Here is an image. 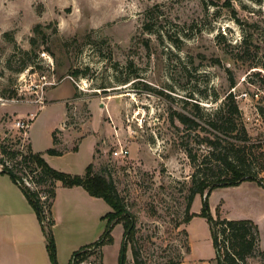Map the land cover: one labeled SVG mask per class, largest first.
Instances as JSON below:
<instances>
[{
    "label": "rangeland",
    "instance_id": "1",
    "mask_svg": "<svg viewBox=\"0 0 264 264\" xmlns=\"http://www.w3.org/2000/svg\"><path fill=\"white\" fill-rule=\"evenodd\" d=\"M263 76L264 0H0V159L42 192L34 182L39 172L19 163L33 150L30 137L38 149L53 147L55 131L62 153L46 161L81 175L93 162L106 175L136 219L133 244L145 264L184 252L187 264H222L210 221L200 214L202 195L186 222L187 197L197 168L217 164L204 140L214 136L210 113L231 91L252 145L248 163L259 168ZM179 112L206 129L185 125ZM62 121L63 129L51 131ZM120 145L126 157L114 155ZM260 175L264 180V170ZM64 187L52 203L58 264L97 241L113 210L103 198ZM208 204L214 218L252 219L264 236V187L257 182L217 187ZM31 210L39 233L24 234L53 264ZM111 234L102 248L86 247L92 253L83 264H120L129 238L122 224ZM131 245L125 264H134ZM246 264H264L259 243Z\"/></svg>",
    "mask_w": 264,
    "mask_h": 264
},
{
    "label": "trees",
    "instance_id": "2",
    "mask_svg": "<svg viewBox=\"0 0 264 264\" xmlns=\"http://www.w3.org/2000/svg\"><path fill=\"white\" fill-rule=\"evenodd\" d=\"M74 74H78L79 70H74ZM264 77V76H263ZM234 86V83L232 84ZM199 110V104L194 105ZM241 110L237 104L232 91L226 95L221 101L219 107L211 115L214 119L209 121L210 131L214 133L213 137L207 136L204 140L208 146L209 156L216 161L215 166H211L208 162H204L193 173L192 184L188 194V204L185 210V221L187 222L195 214L190 212L191 203L197 194L203 197V209L201 215L208 217L215 248L222 260V264H246L247 259L253 256L257 245L260 241V232L258 225L251 219H227L217 217L214 218L209 212L208 198L211 192L217 187H225L238 185L244 181H255L264 187V180L260 173L264 170V149L262 144L255 145L258 148V155L262 159L257 170H253L247 160L246 150L250 145L244 123L241 120ZM179 120L185 125L197 128L203 127L195 117L179 112L177 114ZM205 128V127H203ZM206 129V128H205ZM235 132V133H234ZM232 133V135H230ZM54 144L58 143V138L55 131L52 132ZM231 137V138H229ZM223 142L231 145L235 151L234 155L228 150H224ZM253 144V143H251ZM76 149V147H75ZM29 153L22 154L21 162L19 163L22 169L29 168L31 172H39L34 182L44 186L42 192L37 188L33 189L25 182V178L19 174L18 169L10 167L0 159V168L2 173L10 175L12 180L19 186L21 191L26 196L31 206L35 209L37 217L41 222L45 233L50 257L53 264H58L56 258V246L53 236L52 226L54 220L52 217V203L56 195L58 183L63 186H82L90 195L105 199L112 207V211L107 214L109 217L107 227L100 238L94 243L88 244L72 254L68 264H79L86 260L92 252L86 250V247L94 246L99 248L113 241L111 234L112 228L116 224H122L124 233L129 240H124L122 244V256L120 264H125L124 252L128 242H132V253L134 264H145L140 258L139 250L133 244L136 219L131 214L124 200L118 194L113 183L106 177L105 174L95 171L94 163L91 162L85 172L81 174H72L64 172L52 167L45 159L44 154H61L62 151L55 146L47 148L43 152H34L29 147ZM17 156V153L11 152V157ZM212 165L214 162L212 161ZM41 193L49 197L46 201L42 200ZM264 254V252L261 251ZM181 256L178 259H170L166 262H157L153 264H179Z\"/></svg>",
    "mask_w": 264,
    "mask_h": 264
},
{
    "label": "crops",
    "instance_id": "3",
    "mask_svg": "<svg viewBox=\"0 0 264 264\" xmlns=\"http://www.w3.org/2000/svg\"><path fill=\"white\" fill-rule=\"evenodd\" d=\"M63 122L60 125L58 124L52 127L51 131L55 128L63 129L61 127ZM30 141L34 152H43L50 147L38 149L35 147L34 140L31 137ZM53 146L59 149L58 144L53 143ZM45 155L47 153L44 154V157ZM65 188L61 183H58L57 191ZM72 189L78 191L84 197L95 198L84 190L82 186H72L68 191ZM31 211V204L19 186L12 180L9 174L0 171V264H46L44 256H40L38 248L34 245L35 242H32L31 237L24 234L25 232H31L34 237L39 233L36 223L29 214ZM259 232V249L264 252V236L261 230ZM179 264H187L185 261V252Z\"/></svg>",
    "mask_w": 264,
    "mask_h": 264
},
{
    "label": "built area",
    "instance_id": "4",
    "mask_svg": "<svg viewBox=\"0 0 264 264\" xmlns=\"http://www.w3.org/2000/svg\"><path fill=\"white\" fill-rule=\"evenodd\" d=\"M18 124H20V123H18ZM113 153L116 157H126L129 153V150H128V148L124 147L123 145H120L117 149L114 150ZM42 197H45V196H42ZM83 263H85V262L82 261L79 264H83ZM87 264H92V263L89 262Z\"/></svg>",
    "mask_w": 264,
    "mask_h": 264
},
{
    "label": "bare ground",
    "instance_id": "5",
    "mask_svg": "<svg viewBox=\"0 0 264 264\" xmlns=\"http://www.w3.org/2000/svg\"><path fill=\"white\" fill-rule=\"evenodd\" d=\"M85 89V88H84ZM113 89V88H112Z\"/></svg>",
    "mask_w": 264,
    "mask_h": 264
}]
</instances>
